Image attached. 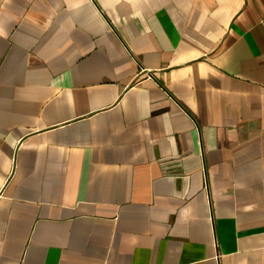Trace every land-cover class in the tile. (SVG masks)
I'll return each instance as SVG.
<instances>
[{
  "label": "crops",
  "instance_id": "1",
  "mask_svg": "<svg viewBox=\"0 0 264 264\" xmlns=\"http://www.w3.org/2000/svg\"><path fill=\"white\" fill-rule=\"evenodd\" d=\"M0 264H264V0H0Z\"/></svg>",
  "mask_w": 264,
  "mask_h": 264
}]
</instances>
